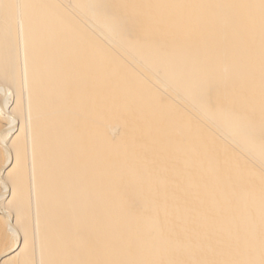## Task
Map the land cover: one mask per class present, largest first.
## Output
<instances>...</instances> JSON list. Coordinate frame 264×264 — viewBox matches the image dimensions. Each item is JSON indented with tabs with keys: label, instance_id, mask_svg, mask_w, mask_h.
<instances>
[{
	"label": "bare ground",
	"instance_id": "1",
	"mask_svg": "<svg viewBox=\"0 0 264 264\" xmlns=\"http://www.w3.org/2000/svg\"><path fill=\"white\" fill-rule=\"evenodd\" d=\"M0 264H264V0H0Z\"/></svg>",
	"mask_w": 264,
	"mask_h": 264
}]
</instances>
